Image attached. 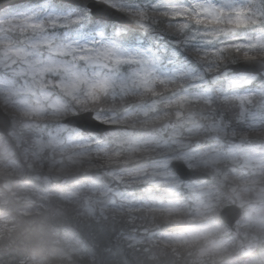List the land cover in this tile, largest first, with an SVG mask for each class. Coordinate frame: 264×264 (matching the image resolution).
Here are the masks:
<instances>
[{
	"label": "snow or ice",
	"instance_id": "6c2138e0",
	"mask_svg": "<svg viewBox=\"0 0 264 264\" xmlns=\"http://www.w3.org/2000/svg\"><path fill=\"white\" fill-rule=\"evenodd\" d=\"M0 137L130 243L205 219L199 169L264 183V0H0Z\"/></svg>",
	"mask_w": 264,
	"mask_h": 264
},
{
	"label": "rangeland",
	"instance_id": "374dc122",
	"mask_svg": "<svg viewBox=\"0 0 264 264\" xmlns=\"http://www.w3.org/2000/svg\"><path fill=\"white\" fill-rule=\"evenodd\" d=\"M199 170L207 172L211 176L209 181H199L206 193L202 197L208 206L206 218L175 230H165L156 237H138V243H130L123 234L124 230L113 225L115 224L113 221L119 219L111 213L101 212L98 206L90 203L77 182L75 174H59L47 169H40L25 157L14 141L0 137V176L5 178L4 183L0 185V203L9 205V209L11 207L18 208L23 215H30L41 213L50 204L53 205L52 208L58 207V210H62L66 206L72 207L76 211L75 217L79 218L78 222L81 227L88 231L93 230L90 227H94V230H101L107 228L102 223L111 221L112 225L108 228L114 229L113 232L121 231L122 239H119L121 243L118 246L119 250H131L134 255L137 252H143L140 257L145 254L149 258L152 257L153 260L155 258L153 256L161 257L162 254L172 256V259H181L180 254L183 253L185 259L190 264H194L198 259V254L204 253L205 264H209V262L211 264H254L264 253V236L260 234L261 225H264V183H254L253 180L257 178L247 172L233 173L228 180H225L209 169L201 168ZM49 174L59 175L62 177L61 182L57 186H51ZM29 178L35 181V185L28 180ZM189 198H195L194 194ZM230 203L237 204L242 210L241 217L236 221L237 230L235 232H232L218 217L220 209ZM90 208L94 210L89 211ZM7 214L0 212V231L13 227L11 218H8ZM61 223L60 220L59 224ZM201 226H206L208 231L191 246L173 245L169 242L172 236ZM59 227H52V231ZM66 227L63 226L60 230L55 229V232L51 234L54 244L51 245L53 250L49 253L50 256L67 257L70 260L72 255L76 254L77 258H81L88 254L86 264H101V260L94 261V257L89 254L97 256L94 252L95 249L93 251L91 247L95 248L99 246V243L104 245L106 240L103 235L100 236L98 233L95 236L89 231L88 240L94 244L88 247V242L82 238L84 233ZM40 229L37 238L42 239L44 235L49 234L42 228ZM88 231L83 232L87 233ZM247 242H253L258 250L251 257L241 259L236 255L237 247ZM4 243L6 244V241ZM70 262H74V260ZM20 263L48 264L46 257H31V255H24ZM73 264L82 263L74 262ZM136 264H139L138 261ZM261 264H264V261H261Z\"/></svg>",
	"mask_w": 264,
	"mask_h": 264
},
{
	"label": "trees",
	"instance_id": "16d2710c",
	"mask_svg": "<svg viewBox=\"0 0 264 264\" xmlns=\"http://www.w3.org/2000/svg\"><path fill=\"white\" fill-rule=\"evenodd\" d=\"M32 184L35 185V181L32 179H28ZM210 180V179H209ZM53 205H49L48 208L43 209L40 213L30 214V215H23L19 212L18 208L9 209V205L6 203H0V212L8 213V218H11L13 227L12 229H4L0 231V264H25L20 263L21 259L24 255H31L32 256H42L47 258L48 264H73L74 262H81L82 264H86L87 255L85 257L77 258L76 254L72 255L70 260L67 257L55 258L50 256V252L53 250L51 247L54 244L53 235L52 233L55 232V229H62L63 226H67L66 228H71V230H76L77 232H82V238L87 243L88 247L94 244L89 239V231L90 234H95V236L100 233V236L103 235L105 238L104 245L99 243V246L93 248L91 250L97 254V256L92 255L94 261L101 260V264H136L138 261L139 264H190L187 259H185L184 254H180L182 257L174 258L169 255L162 254L161 257H155L154 260L149 258L148 256L140 255L143 252H137L135 255L132 253L131 250H119L118 246L121 245L119 239H122L121 231L113 232L114 229L108 228L112 225L111 221L102 223L107 228L104 229H97L94 230V227H90L93 230H87L79 224V218L76 216V211L72 207L66 206V208L62 210H58L57 208H52ZM64 207V206H62ZM57 215V216H55ZM61 220L62 223L59 224ZM115 222V227L121 228L120 221H113ZM60 226L59 228H55L52 231V227ZM49 234L44 235L41 239L37 238V234L40 233L41 229ZM122 229V228H121ZM88 231L87 233L83 231ZM175 230V229H170ZM81 235V234H80ZM79 235V237H81ZM6 241V244L4 243ZM119 242V243H118ZM90 251V250H89ZM92 252V251H91ZM86 258V259H85ZM89 258V257H88ZM141 258V259H140ZM74 260V262H70Z\"/></svg>",
	"mask_w": 264,
	"mask_h": 264
},
{
	"label": "water",
	"instance_id": "95a60500",
	"mask_svg": "<svg viewBox=\"0 0 264 264\" xmlns=\"http://www.w3.org/2000/svg\"><path fill=\"white\" fill-rule=\"evenodd\" d=\"M116 15V14H114ZM204 179H209L210 175L206 172L199 170ZM62 177L56 174H49V180L51 186H57L61 182ZM5 181L4 177L0 176V185ZM241 208L234 203L224 205L218 212L219 219L229 227L233 232L237 230L236 221L241 217ZM256 250V245L253 242H247L242 244L237 249V255L242 258H247L252 255Z\"/></svg>",
	"mask_w": 264,
	"mask_h": 264
},
{
	"label": "clouds",
	"instance_id": "9594fccd",
	"mask_svg": "<svg viewBox=\"0 0 264 264\" xmlns=\"http://www.w3.org/2000/svg\"><path fill=\"white\" fill-rule=\"evenodd\" d=\"M222 227V226H219ZM260 234L264 236V225H261ZM261 261H264V253L261 254L260 258H258L254 264H261ZM194 264H205L204 255L198 254V259L194 262ZM211 264V262H209Z\"/></svg>",
	"mask_w": 264,
	"mask_h": 264
}]
</instances>
